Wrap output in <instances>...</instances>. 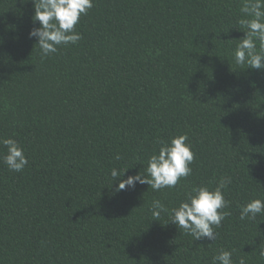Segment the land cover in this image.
I'll use <instances>...</instances> for the list:
<instances>
[{"label": "trees", "instance_id": "obj_1", "mask_svg": "<svg viewBox=\"0 0 264 264\" xmlns=\"http://www.w3.org/2000/svg\"><path fill=\"white\" fill-rule=\"evenodd\" d=\"M241 3L93 0L82 39L42 58L33 0H0V139L28 159L11 171L0 145V264H212L221 249L264 264V214L240 218L264 200V69L235 62ZM181 134L190 176L115 192L112 168L146 174L159 142ZM221 177L229 215L214 241L153 219V200L177 207Z\"/></svg>", "mask_w": 264, "mask_h": 264}, {"label": "clouds", "instance_id": "obj_2", "mask_svg": "<svg viewBox=\"0 0 264 264\" xmlns=\"http://www.w3.org/2000/svg\"><path fill=\"white\" fill-rule=\"evenodd\" d=\"M33 22H39L29 32L35 37L41 57L49 56L58 51L59 46L76 44L82 39L76 31L80 17L86 15L93 7V0H33ZM240 11L243 18L239 24L245 35L239 41L233 55L238 65L247 68L264 69V0H242ZM258 42V43H257ZM187 134L172 137L170 142H159L158 152L153 153L147 162L146 174L137 172L121 179L125 171L112 168V181L118 180L115 192L126 188H135L136 184H147L154 191L164 188H174L181 178L191 175L190 164L194 160L191 144L186 143ZM0 145L6 149L2 159L9 170L21 172L28 164L23 148L17 140L8 137L0 139ZM115 159L119 160V154ZM131 168V167H130ZM231 177H221L214 190L206 186H194L187 194V199L179 206L169 209L160 200L152 201L151 214L153 219L159 220L162 213L169 216V221L193 237L194 240L207 238L214 241L216 234L214 227H219L224 218L229 215L225 209L228 201L224 197L223 189L230 184ZM258 214H264V200L253 199L241 206L240 218L255 219ZM168 221V222H169ZM258 254L264 258V247L259 248ZM212 264H234L232 252L221 249L212 258ZM239 264H246L241 257Z\"/></svg>", "mask_w": 264, "mask_h": 264}]
</instances>
